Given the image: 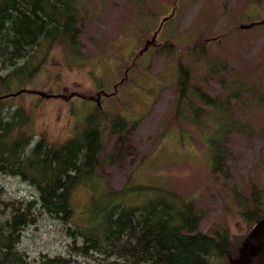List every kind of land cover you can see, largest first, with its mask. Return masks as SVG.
<instances>
[{
    "label": "rangeland",
    "instance_id": "obj_1",
    "mask_svg": "<svg viewBox=\"0 0 264 264\" xmlns=\"http://www.w3.org/2000/svg\"><path fill=\"white\" fill-rule=\"evenodd\" d=\"M81 12L84 27L76 39L78 61L71 60L63 43L55 42L37 74L23 85L27 92L15 102L29 116L30 131L50 145L82 132L85 118L95 114L102 128L100 158L112 157L95 178L74 190L68 224L42 211L36 188L0 173V220H6L16 201H29L35 215L34 224L26 225L21 234L16 230L18 254L28 264L55 257L68 264H104L92 249L83 251L80 240L73 249L67 228L83 227L94 190L120 191L127 183L172 190L194 203L201 232L225 227L240 243L248 227L238 215L237 195H247L254 185L264 198V115L248 102V91L242 92L244 111L240 104L233 115L248 120V133L230 136L228 175H213L204 152V131L176 116V80L181 62L190 68L195 85L210 94L222 91V74L208 75L187 54L191 46L204 41L218 63L226 62L228 81L264 93V24H260L264 0H82ZM154 33V44L143 51ZM168 43L179 49L175 57L161 49ZM101 91L106 94L98 107ZM117 116L127 121L124 143L110 134ZM252 233L239 264H251L254 251L263 249ZM255 261L252 264H258Z\"/></svg>",
    "mask_w": 264,
    "mask_h": 264
},
{
    "label": "trees",
    "instance_id": "obj_2",
    "mask_svg": "<svg viewBox=\"0 0 264 264\" xmlns=\"http://www.w3.org/2000/svg\"><path fill=\"white\" fill-rule=\"evenodd\" d=\"M81 3L0 0V173L36 188L42 211L64 224L72 218L74 190L95 178L104 163L111 160L112 156L100 158L102 128L92 114L85 118L82 132L60 145H50L30 131L29 116L15 101L27 92L23 85L37 74L55 42L63 43L71 60L78 61L76 39L84 27ZM173 46L168 43L161 49L168 57H175L179 49ZM205 48L206 42H197L187 54L201 63L208 75L222 74V91L210 94L195 85L190 68L180 62L176 116L204 131L202 141L210 172L227 176L228 161L232 159L230 136L247 134L250 127L248 120L235 117L233 110L242 104L244 111L241 93L247 90L251 96L248 102L264 115V93L252 85L228 81L224 76L226 62L218 63ZM228 78H232L231 73ZM126 127L123 117H115L111 136L124 143ZM261 193L250 185L247 195H237L238 215L248 227L240 243L225 227H215L208 234L201 232L194 203L153 184L127 183L120 191L94 190L89 210L84 212L85 226L68 227L67 232L73 238V249L77 250L76 242L80 240L83 251L92 249L104 264H239L249 235L264 218ZM22 206L24 210L19 209ZM30 206L29 201L12 202L10 214L5 221L0 220V264H28L16 248L22 229L35 222ZM254 259L264 264L263 249L254 251L249 262L252 264ZM40 264L68 262L55 257Z\"/></svg>",
    "mask_w": 264,
    "mask_h": 264
},
{
    "label": "water",
    "instance_id": "obj_3",
    "mask_svg": "<svg viewBox=\"0 0 264 264\" xmlns=\"http://www.w3.org/2000/svg\"><path fill=\"white\" fill-rule=\"evenodd\" d=\"M260 24H264V20ZM251 26H245V27L242 26L241 28L248 29ZM160 27H161V25H160ZM156 35H157V33H154V35L151 38V41H147L145 43V47L143 48V51L147 49L148 45H151V44H153L155 42ZM253 232H254V239H259L260 240V242H261L260 244H261V246H262V248L264 250V218L261 219L259 221V223L255 226V228L253 229Z\"/></svg>",
    "mask_w": 264,
    "mask_h": 264
},
{
    "label": "flooded vegetation",
    "instance_id": "obj_4",
    "mask_svg": "<svg viewBox=\"0 0 264 264\" xmlns=\"http://www.w3.org/2000/svg\"><path fill=\"white\" fill-rule=\"evenodd\" d=\"M156 36H157V35H156ZM153 44H154V43H153ZM153 44H151V45H153ZM149 46H150V45H148V47H149ZM148 47H147V48H148ZM105 94H106V93H104V92L101 91V93L97 95L96 102H97V106H98V107H99V104H100V103H99L100 98L103 97V96H105ZM108 95H109V94H108Z\"/></svg>",
    "mask_w": 264,
    "mask_h": 264
}]
</instances>
